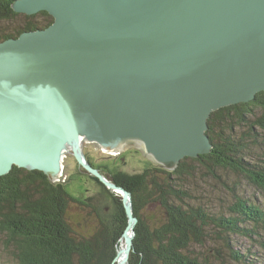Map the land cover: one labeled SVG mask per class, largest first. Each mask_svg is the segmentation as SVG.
<instances>
[{
	"label": "water",
	"instance_id": "obj_1",
	"mask_svg": "<svg viewBox=\"0 0 264 264\" xmlns=\"http://www.w3.org/2000/svg\"><path fill=\"white\" fill-rule=\"evenodd\" d=\"M11 7L28 16L45 11L53 22L0 42V177L18 167L57 183L71 154L122 197L127 264L137 222L131 195L91 166L83 145L116 155L136 149L169 172L210 153L211 114L264 91V0Z\"/></svg>",
	"mask_w": 264,
	"mask_h": 264
},
{
	"label": "trees",
	"instance_id": "obj_2",
	"mask_svg": "<svg viewBox=\"0 0 264 264\" xmlns=\"http://www.w3.org/2000/svg\"><path fill=\"white\" fill-rule=\"evenodd\" d=\"M14 1L0 0V22L21 19L8 30L0 29V42L52 24L45 11L31 16L16 13ZM207 135L211 152L182 159L172 172L152 162L151 167L128 174L123 171L127 159L112 171L97 167L131 195L137 222L127 264H252L250 249L234 250V245L240 248L238 239L264 248V208L256 201L232 195L231 203L213 213L189 188L202 169L212 178L220 172L234 173L255 192L264 193V91L250 102L213 112ZM89 178L100 190L80 200L68 195L64 183H52L38 170L13 167L0 177V235L11 264H113L128 223L125 206L119 194ZM76 204L90 211L72 219L70 208ZM88 219L97 224L88 237L71 227L70 220L81 227ZM204 247L213 252L211 257ZM215 254L220 259H213Z\"/></svg>",
	"mask_w": 264,
	"mask_h": 264
},
{
	"label": "rangeland",
	"instance_id": "obj_3",
	"mask_svg": "<svg viewBox=\"0 0 264 264\" xmlns=\"http://www.w3.org/2000/svg\"><path fill=\"white\" fill-rule=\"evenodd\" d=\"M20 20L21 19L19 18L13 23H5L1 21L0 29L8 30L14 27V25ZM83 153L87 161H90L96 169H98L97 167H99L103 171L114 170L115 166H117L119 163L120 165H122L123 162L126 161V159L128 160V164L125 166V170L123 171H125V173L128 174L139 173L153 165L150 159L146 158L143 155V153H141L139 150L136 149H128L122 152L121 155L124 157H121L120 154L112 155L106 153L100 150L99 148H97L93 144H84ZM63 165H64V172L62 177L59 178V180L65 184V190L69 196H71L74 199L83 200L90 195H94L95 192H98L100 190L98 184L95 181L91 180L92 178L89 177L92 176L95 179H97L99 182L100 180L94 175L89 174L87 171L86 172L90 176H88V174L84 175L82 173L83 170L79 167L78 164L75 163L74 158L72 157L71 154H67L66 158L64 159ZM118 169L120 170V168ZM207 174L208 173L206 172V170L202 171V169H200V172H197L195 179L192 181V183H190L189 188L192 189L193 193L197 197H200L201 201H203L211 209H213L211 210L213 213H218L222 211V207L225 202H228V204L231 203L232 195L233 196L238 195L247 198L250 197L252 200L256 201L260 206L264 208V193L255 192L251 186H248L246 182L242 180L241 177H238L231 172H220L218 173V177L215 178L208 177ZM196 179H198L197 183L195 182ZM200 195H205V196L201 197ZM204 199H207V203L205 202ZM70 210L71 211L69 214L72 216V219H77V218L79 219V216H77V214L78 215L84 214L90 211L78 204H76L73 208L71 206ZM93 219L94 218H92V221ZM92 221L90 219L84 220L81 223L82 226L78 227L75 223L76 221L70 220L71 227L74 230H78L79 232L80 230H83L84 233L81 234L85 237L92 235L94 233V227L97 228V224H95ZM238 240H239L240 248L239 250H237L238 247L234 245V250L236 252L242 251V253H246V250L250 249L252 251L251 254L255 259L253 260L252 264H264V248L260 247L257 244H253L252 242L246 239L239 238ZM122 243L123 240H121L119 243L117 249L118 251L122 247L121 246ZM3 248H4V238L2 235H0V264H11L12 260L10 259L9 255L4 252ZM202 250H204L206 255L209 257H211V254H213L212 251H207V248L205 247ZM243 250H245V252ZM217 251L221 253L220 250ZM118 257L115 259L114 264H116L117 262L116 260L118 259ZM217 258L220 259V255H216V254L213 255V259H217Z\"/></svg>",
	"mask_w": 264,
	"mask_h": 264
},
{
	"label": "bare ground",
	"instance_id": "obj_4",
	"mask_svg": "<svg viewBox=\"0 0 264 264\" xmlns=\"http://www.w3.org/2000/svg\"><path fill=\"white\" fill-rule=\"evenodd\" d=\"M50 26V25H49ZM3 42V41H2ZM105 152V151H104ZM211 152V151H210ZM106 153H108V152H106ZM109 154H112V155H115L114 153H109ZM67 156V155H66ZM66 156H65V158H66ZM64 166V165H63ZM80 168H82L81 166H79ZM93 168H95L94 166H92ZM63 168V171H62V173L60 174V178L62 177V175H63V172H64V167H62ZM60 181V180H59ZM122 247L119 249V252H120V254H119V257H118V259H117V262H116V264H122V261H123V259H124V253H123V251H124V248H125V244H124V241H123V243H122V245H121Z\"/></svg>",
	"mask_w": 264,
	"mask_h": 264
},
{
	"label": "flooded vegetation",
	"instance_id": "obj_5",
	"mask_svg": "<svg viewBox=\"0 0 264 264\" xmlns=\"http://www.w3.org/2000/svg\"><path fill=\"white\" fill-rule=\"evenodd\" d=\"M120 156H121V154H120Z\"/></svg>",
	"mask_w": 264,
	"mask_h": 264
}]
</instances>
